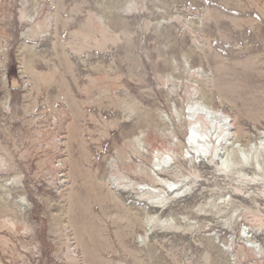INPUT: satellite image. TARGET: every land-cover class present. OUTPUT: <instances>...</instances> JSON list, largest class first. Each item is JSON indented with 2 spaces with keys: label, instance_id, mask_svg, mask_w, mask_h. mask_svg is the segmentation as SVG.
<instances>
[{
  "label": "rangeland",
  "instance_id": "1",
  "mask_svg": "<svg viewBox=\"0 0 264 264\" xmlns=\"http://www.w3.org/2000/svg\"><path fill=\"white\" fill-rule=\"evenodd\" d=\"M196 96L264 128V0H0V264H264L263 195L174 168Z\"/></svg>",
  "mask_w": 264,
  "mask_h": 264
},
{
  "label": "bare ground",
  "instance_id": "2",
  "mask_svg": "<svg viewBox=\"0 0 264 264\" xmlns=\"http://www.w3.org/2000/svg\"><path fill=\"white\" fill-rule=\"evenodd\" d=\"M175 35L176 34H174V36ZM199 103H201L200 97L197 96L189 100L187 106L189 109L188 115L186 114V107L184 108L183 114L185 120L189 123V127L187 129L186 139L184 140L185 146L182 151L183 153L178 159L174 157V168H178L181 161L184 162L189 160L186 157V153H188L192 155V161H194L195 164L200 162V164H204L205 166L217 165L224 174L226 173L229 177L232 176V179L235 180V184L233 185L237 191L247 190L249 192H257L264 197V128L259 129L255 136L249 137L244 150L237 148V139L234 140L235 135L234 132H232V130L236 128L234 120L231 119L229 121L228 125L230 127H226L227 123L220 125V123L224 121L223 114L221 117L218 114L219 112L216 111V114L211 113L208 115L201 110ZM186 116H188V119ZM233 140L234 142H231ZM185 149H187V152H185ZM220 151L223 152L222 161H220L221 159H217L219 158V154H221ZM233 153L237 156L239 160L238 163L233 161ZM156 158L158 161L155 165H157L158 168L154 170L158 174V172L165 170V165H162L164 153H158ZM242 172L244 174H242ZM244 175L246 177H243ZM180 182L179 180L174 181V185L178 186ZM138 185L141 186L138 187V200L142 202L146 208L154 206L160 211L162 209L165 210L168 205V199H166L167 197L163 198L162 196L164 195H161L162 193L156 194L157 186L143 183ZM166 185H164L166 190L165 194H168L170 200L182 198L181 194L189 192L190 189V187L186 189L185 186H178L173 189L175 186L168 181ZM158 193L160 192L158 191ZM144 221L147 226H154L152 216L146 217ZM254 228L256 229L254 233L256 235H254L255 237H253V240H256L259 234L257 231L259 227ZM252 232H254V230Z\"/></svg>",
  "mask_w": 264,
  "mask_h": 264
}]
</instances>
